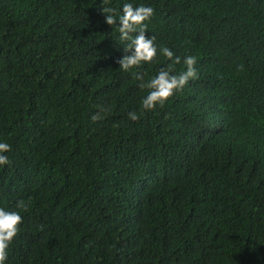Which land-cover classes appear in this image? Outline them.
<instances>
[{
	"label": "trees",
	"instance_id": "obj_1",
	"mask_svg": "<svg viewBox=\"0 0 264 264\" xmlns=\"http://www.w3.org/2000/svg\"><path fill=\"white\" fill-rule=\"evenodd\" d=\"M124 3L158 49L129 71ZM187 56L198 78L143 110L134 74ZM0 142L5 264H264V0H0Z\"/></svg>",
	"mask_w": 264,
	"mask_h": 264
},
{
	"label": "clouds",
	"instance_id": "obj_2",
	"mask_svg": "<svg viewBox=\"0 0 264 264\" xmlns=\"http://www.w3.org/2000/svg\"><path fill=\"white\" fill-rule=\"evenodd\" d=\"M108 0H103V4H107ZM103 12L108 13L106 22L110 25H116L117 18L113 13L115 9L111 7H103ZM154 15V9L148 6L134 7L132 3H124L122 14L119 16V33L120 40L127 41L125 51L131 52L130 55H125L118 60L120 68L124 71H129L142 63H150L157 56V46L151 31V26L147 29L146 21H149ZM135 33V35H133ZM172 64H180L181 58L175 56L174 52L168 47L159 49ZM186 70L175 73L172 65L168 68L161 69L158 74L151 79L145 81L144 74L135 73L136 79L141 81L139 87L148 89V94L142 99L143 110H153L157 105L163 107L165 103L172 97L176 91L183 90L188 85L191 79L198 78V71L195 67L197 58L195 56H187L183 59ZM224 103V102H222ZM99 112L92 115L91 119L97 121L103 119V113L108 111L103 105H98ZM142 114V113H141ZM129 119L136 121L140 119V114L136 111L128 113ZM11 151V145L0 142V166L10 164L7 155L4 153ZM11 197V191L7 185L0 187V264H5L8 259V249L19 232V225L22 223V216L19 211L8 207V202ZM29 205L20 200L17 203V208L27 210Z\"/></svg>",
	"mask_w": 264,
	"mask_h": 264
}]
</instances>
